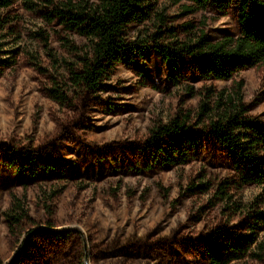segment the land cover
Segmentation results:
<instances>
[{
	"label": "rangeland",
	"instance_id": "1",
	"mask_svg": "<svg viewBox=\"0 0 264 264\" xmlns=\"http://www.w3.org/2000/svg\"><path fill=\"white\" fill-rule=\"evenodd\" d=\"M64 1L0 8V264H206L264 214V185L240 180L200 115L213 105L208 89L243 80L245 117L264 132V63L204 79L182 50L201 34L236 37L237 5L191 11L185 0H144L147 18L126 26L130 54L85 90L70 71L90 57L89 42L59 22ZM164 49L178 60L177 82ZM176 115L198 140L183 164L149 143ZM252 252L229 264H264Z\"/></svg>",
	"mask_w": 264,
	"mask_h": 264
},
{
	"label": "trees",
	"instance_id": "2",
	"mask_svg": "<svg viewBox=\"0 0 264 264\" xmlns=\"http://www.w3.org/2000/svg\"><path fill=\"white\" fill-rule=\"evenodd\" d=\"M191 11L215 10L224 12L237 5L239 32L236 37L209 40L204 34L185 43L184 53L190 56L199 75L204 79L230 80L245 67L264 63V0H185ZM12 0H0V8H6ZM149 7L144 0H66L55 14L65 29L73 30L89 42L90 57L79 70H71L73 83L85 90H95L112 71L115 64L130 54L125 41L126 26L147 18ZM163 58L170 63V77L177 82L178 60L168 50H161ZM0 58V72L8 66ZM244 82L239 80L229 92L208 89L213 95V105L200 106V115L207 118L210 136L232 151L236 171L243 183L264 185V132L255 128L246 119L243 103ZM55 98H61L55 95ZM165 138L164 143L162 139ZM149 143L155 152L165 156L172 164H183L198 147L197 137L191 132L187 118L176 115L167 123L151 130ZM247 163L242 164L243 160ZM253 222L246 226L245 233H236L225 241L223 247L209 251L206 264H229L250 254L255 259L264 257V241L260 239L264 214L254 215Z\"/></svg>",
	"mask_w": 264,
	"mask_h": 264
}]
</instances>
